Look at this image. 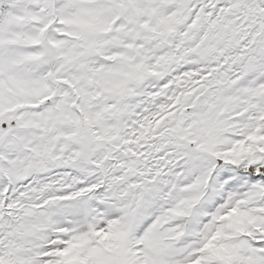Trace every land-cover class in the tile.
<instances>
[{
	"label": "snow or ice",
	"instance_id": "1",
	"mask_svg": "<svg viewBox=\"0 0 264 264\" xmlns=\"http://www.w3.org/2000/svg\"><path fill=\"white\" fill-rule=\"evenodd\" d=\"M0 264H264V0H0Z\"/></svg>",
	"mask_w": 264,
	"mask_h": 264
}]
</instances>
